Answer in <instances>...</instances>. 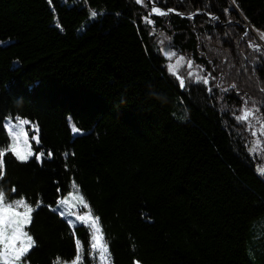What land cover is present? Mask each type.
<instances>
[{"label":"trees","instance_id":"obj_1","mask_svg":"<svg viewBox=\"0 0 264 264\" xmlns=\"http://www.w3.org/2000/svg\"><path fill=\"white\" fill-rule=\"evenodd\" d=\"M148 1L0 0V147L10 143L6 119L19 117L29 133L39 129L33 152L53 154L5 156L8 201L41 202L22 264H71L77 239L93 264L90 228L52 210L72 186L100 218L110 264H173L154 246L152 201L130 184L127 131L143 146L153 199L183 227L182 264H213L204 246L222 264H264V148L251 150L237 120L246 97L264 117V51L253 33H264V0ZM161 43L193 57L208 84L181 88Z\"/></svg>","mask_w":264,"mask_h":264},{"label":"snow or ice","instance_id":"obj_2","mask_svg":"<svg viewBox=\"0 0 264 264\" xmlns=\"http://www.w3.org/2000/svg\"><path fill=\"white\" fill-rule=\"evenodd\" d=\"M87 2V0H85ZM137 3H140L141 0H136ZM90 17L95 18L97 16V11L94 9H90ZM171 12L172 10H168ZM153 13H157L159 15H164L165 13L160 10L158 7L152 8ZM150 24L151 20L148 21ZM57 27H60L57 24ZM264 36V33L261 34ZM171 56H174L175 53H170ZM184 58L181 57L182 61ZM179 64L180 61H177ZM189 67L192 65V61H188ZM176 65H171L170 70L174 69ZM191 76L192 73H189ZM196 79L198 81L202 80L204 84H208V78L201 75H196ZM185 81L180 80V87H185ZM243 114L237 117V120L240 122L247 121L249 118L256 120L257 123H260L261 127L264 128V117L256 116L255 113H258L260 110L257 107L248 108L246 105L242 110ZM17 122L13 123L10 119H6L4 128L8 133L10 138V143L7 147H0V180L5 177V156L8 153H11L18 161L27 162L31 157L34 156L37 162H41L42 158H51L52 152L48 151L45 154L44 151H40L34 153L32 150V145L29 143L28 135L25 132L24 126L29 124L27 119H21L19 117L16 118ZM253 129L255 125H250ZM33 129L36 131V135H33L31 139L35 141L36 145L41 144V140L39 138V129L33 125ZM73 133H77L79 129L75 126L72 127ZM252 135H256V131H252ZM253 152H255V147L251 148ZM258 175L264 176V166L259 167L257 169ZM16 189L13 188V192ZM69 195H72L71 193ZM72 199L78 202L84 209H88L84 214H75L72 212H68L67 214L63 211H60L59 207L52 208L53 211H57L60 213L62 217H70L75 215L76 221L79 222L77 224L72 219H68L67 222L70 227H78L80 224L88 226L92 230L91 234V254L94 256L93 264H96L95 257L98 256L101 260L105 261V264H110V252L108 249V242L105 240L102 230L100 228V218L95 216L91 209L89 208V204L85 200V198L79 194V191L72 196ZM69 201L67 198L61 199L57 201L58 205H66ZM41 206V202L37 201L35 208H39ZM23 209V211H19L18 209ZM35 208L31 206L26 200L21 197L20 199H16L8 202V198L6 196L5 191L0 188V264H22V261L28 256L30 250L35 247L36 241L33 239L31 235L27 231H25V227L31 223L32 213L35 211ZM77 256L71 262V264H83V247L82 242L77 239ZM54 264H61L59 258L54 261ZM139 264V262H136Z\"/></svg>","mask_w":264,"mask_h":264},{"label":"rangeland","instance_id":"obj_3","mask_svg":"<svg viewBox=\"0 0 264 264\" xmlns=\"http://www.w3.org/2000/svg\"><path fill=\"white\" fill-rule=\"evenodd\" d=\"M194 15V14H192ZM195 16V15H194ZM247 32V31H245ZM254 35L257 37L258 40H261L264 46V36H262V32H253ZM161 50H163V56L166 60L167 70L177 79L178 83L180 84V80H187L190 81L193 78H196V75H200V72L204 71V68L197 63H194L195 60L193 57L187 59V56L183 55L182 53H179L175 48L169 47L167 44L161 43ZM175 53L174 56H171L170 53ZM183 57L184 59L181 61L180 58ZM192 61L191 67L188 65V61ZM177 61H180L178 64ZM171 65H176V67L172 70H170ZM189 73H192L190 76ZM223 77V74H221V71L219 73L217 72V75L214 78V83L216 85L223 84L221 78ZM211 80H213L211 78ZM226 83L232 84L234 81L226 80ZM226 87L228 85H225ZM253 91V90H252ZM254 101L251 100L249 97H246L244 102L241 103L239 108V113L237 115L240 116L243 114V109L245 105L248 108L257 107L253 103ZM226 104L225 102H223ZM256 116H259V113H255ZM10 119L13 123L17 122L16 118H7ZM248 129V135L252 137V142L256 150L259 148H264V128L261 127L260 123H257L256 120L249 118L247 121L242 122ZM250 125H255V128L253 129ZM27 125L24 126L25 132L28 135L29 143L31 144V137L33 135H30L27 127ZM256 131V135H252V131ZM33 141V140H32ZM35 142V141H33ZM122 148L124 153V162L125 165L128 168L129 176L131 179V182L133 184V187L135 190L142 192L146 194L152 201V207L154 208L155 214L158 218V226L154 228L151 231V237L153 239L154 246L157 249L159 257L163 261H172L173 264H182L181 263V251H182V237L184 234L183 227L179 220L177 218H173L169 216L156 202L155 199H153V196L150 191V179L148 175V167L145 161L144 157V151L143 146L141 142L138 140L136 136H134L130 132H126L122 139ZM72 195H68L64 198H67L69 203L66 205H60L63 208L64 213L72 212L75 214L77 213L78 208L81 207V205L74 201L72 199V196H74V193H71ZM62 198V199H64ZM22 210V208L20 209ZM70 219L74 220L76 222L75 215H72L69 217ZM26 231V230H25ZM91 234L92 230L90 229ZM197 245H199L195 239H192ZM207 247L204 246L203 249ZM206 251V249H204ZM209 258L211 259V262L213 264H222L220 259L212 253L210 250L206 251ZM103 264H105V261L103 260Z\"/></svg>","mask_w":264,"mask_h":264},{"label":"bare ground","instance_id":"obj_4","mask_svg":"<svg viewBox=\"0 0 264 264\" xmlns=\"http://www.w3.org/2000/svg\"><path fill=\"white\" fill-rule=\"evenodd\" d=\"M135 1H136V0H135ZM146 1H147V0H146ZM147 2H148V1H147ZM148 3H150V2H148ZM152 6H153V7H156L155 4H153ZM162 12H164V13H166V14H170V12H169L168 10H164V11H162ZM209 18H210V17H209ZM243 28H244V32L247 31V29H248L247 26H243ZM262 43H263V42H262L261 40H259L258 45H259V47L264 51V46H263ZM127 132H128V131H127ZM7 135H8V133H7ZM30 135H34V134L30 133ZM8 137H9V135H8ZM9 140H10V138H9ZM10 142H11V141H10ZM33 144H35V142H33V141L31 140V145H32V147H33ZM128 174H129V171H128ZM122 180H123V178H122V176H120V181L122 182ZM129 181H130L131 186L133 187V184H132V182H131L130 176H129ZM77 191H78V190H77L74 186H72V187L69 189V191H68L65 195L60 196V197L58 198V200H61L62 198L68 196L70 193H74V194H76ZM11 201H13V200H11ZM11 201H8V202L10 203ZM58 206H59V205L56 203V207H58ZM56 207H55V208H56ZM18 210H19V211H23V209H22V210L18 209ZM55 212H56V211H55ZM25 230H26V227H25ZM204 249H206V251H209L208 247H205Z\"/></svg>","mask_w":264,"mask_h":264},{"label":"water","instance_id":"obj_5","mask_svg":"<svg viewBox=\"0 0 264 264\" xmlns=\"http://www.w3.org/2000/svg\"><path fill=\"white\" fill-rule=\"evenodd\" d=\"M148 1V0H147ZM149 2V1H148ZM195 15V14H194ZM194 15H190V17H194Z\"/></svg>","mask_w":264,"mask_h":264}]
</instances>
